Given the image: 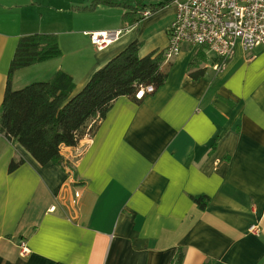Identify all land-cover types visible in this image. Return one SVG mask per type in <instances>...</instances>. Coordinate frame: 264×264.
Here are the masks:
<instances>
[{
  "label": "crops",
  "instance_id": "obj_1",
  "mask_svg": "<svg viewBox=\"0 0 264 264\" xmlns=\"http://www.w3.org/2000/svg\"><path fill=\"white\" fill-rule=\"evenodd\" d=\"M163 1L138 24H121L120 5L0 0V106L21 36L58 35L62 55L39 70L69 72L75 95L131 42L142 41L140 56L166 49L177 7L144 4ZM105 30L121 32L102 48L91 40L94 61L76 77L77 34ZM199 49L183 45L164 63V85L140 102L118 97L91 138L63 146L72 168L41 164L0 134V264H171L180 248L183 264H264V46L247 53L238 42L221 71L206 53L210 64L192 65ZM21 81L16 72L14 89ZM197 195L209 197L205 208Z\"/></svg>",
  "mask_w": 264,
  "mask_h": 264
},
{
  "label": "trees",
  "instance_id": "obj_2",
  "mask_svg": "<svg viewBox=\"0 0 264 264\" xmlns=\"http://www.w3.org/2000/svg\"><path fill=\"white\" fill-rule=\"evenodd\" d=\"M91 0L86 6H73L77 10L94 9L100 4L129 6L123 19L129 24H138L143 12H155L168 4H144L146 0ZM140 14V15H139ZM142 41L135 40L96 70L84 88L73 95L76 88L74 78L63 69H58L48 80L35 81L14 89L13 76L16 71L30 65L51 60L62 55L56 33H32L21 36L10 65L7 87L0 106V134L11 141L21 143L41 164L53 163L67 170L72 162L62 152L63 146H77L87 133L91 136L98 130L115 100L128 96L136 102L140 85H164L168 71L164 70L163 51L139 55ZM207 54V53H206ZM205 48L200 47L192 65L207 59ZM215 62V61H213ZM23 157L14 158L9 170H16ZM200 208H205L210 199L206 195L193 196ZM185 252L180 248L171 264H183Z\"/></svg>",
  "mask_w": 264,
  "mask_h": 264
},
{
  "label": "built area",
  "instance_id": "obj_3",
  "mask_svg": "<svg viewBox=\"0 0 264 264\" xmlns=\"http://www.w3.org/2000/svg\"><path fill=\"white\" fill-rule=\"evenodd\" d=\"M177 7L175 19L169 29V43L163 51L165 61L177 56L183 45L204 47L212 59L211 66L216 71L223 70L234 55L236 45L241 43L247 53L264 46V0H172ZM145 10L143 16L149 15ZM121 31L105 30L89 32L91 40L102 48L115 40ZM154 84L140 85L138 98L154 92ZM89 133L84 138H91ZM70 176L68 184L72 185ZM80 193H74V202ZM251 232H258V224L250 226ZM21 253L30 252L25 240L20 242Z\"/></svg>",
  "mask_w": 264,
  "mask_h": 264
},
{
  "label": "rangeland",
  "instance_id": "obj_4",
  "mask_svg": "<svg viewBox=\"0 0 264 264\" xmlns=\"http://www.w3.org/2000/svg\"><path fill=\"white\" fill-rule=\"evenodd\" d=\"M157 1L158 0H152V1L146 0L147 3H151V2L156 3ZM122 2L123 3H125V2L130 3L129 0H122ZM170 3H172V1ZM120 6H121V9H122V12H125V11L126 12L127 11L128 12H131V8L129 6H127V7H125L124 5L123 6L120 5ZM132 15H133V13H131L128 16H126V17H128L127 19H129V17L132 16ZM121 17H122V23L121 24H123V22H124V20L126 18L123 19V14L121 15ZM77 37L79 38L80 42H83L82 47L84 48V57H83V60L82 61H80V60L76 61L77 64H78V68L75 67V69H77V71H75L76 77L80 76L90 66V64L92 63V61H94V58H95V56H94V54H95L94 53V46L91 43L90 37L88 35L86 36L84 34H82V35L77 34ZM207 55L208 56H213V54L209 55V53H207ZM67 60H69V56H68V58L64 59V61H62L61 58H60L59 60H55V62H57V63L58 62H61L62 64H64V62H66ZM209 61L211 62V58H209ZM209 61H208V59H206V60H204V59L203 60H200L201 64H206V63H209L210 64ZM72 62H75L74 61V58H72ZM41 65H46L47 66L49 64H39V63H36V64L30 66V68L29 67L22 68L23 70L22 69H20L21 71L18 70L20 72L16 71L17 72V75H20L22 77V81L21 82H23V83L22 84L21 83L19 84L18 82H16L15 86L18 84L17 86H18V88H20V87H22V86H24L26 84H29V83H32V82H35V81L48 80L49 77H42L41 76L42 70H39L40 69L39 67ZM210 71H211V69H210ZM37 73H39V75L36 76ZM25 75H26V77H25ZM31 75L34 76L33 78H37V79H33V80L32 79H29V80H27Z\"/></svg>",
  "mask_w": 264,
  "mask_h": 264
}]
</instances>
